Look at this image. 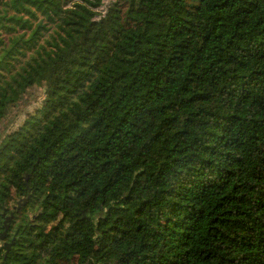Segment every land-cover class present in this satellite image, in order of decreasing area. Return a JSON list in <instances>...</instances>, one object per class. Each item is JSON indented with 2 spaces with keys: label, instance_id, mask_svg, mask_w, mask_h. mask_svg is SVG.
Instances as JSON below:
<instances>
[{
  "label": "trees",
  "instance_id": "obj_1",
  "mask_svg": "<svg viewBox=\"0 0 264 264\" xmlns=\"http://www.w3.org/2000/svg\"><path fill=\"white\" fill-rule=\"evenodd\" d=\"M10 216L0 264H264V0H0Z\"/></svg>",
  "mask_w": 264,
  "mask_h": 264
},
{
  "label": "rangeland",
  "instance_id": "obj_2",
  "mask_svg": "<svg viewBox=\"0 0 264 264\" xmlns=\"http://www.w3.org/2000/svg\"><path fill=\"white\" fill-rule=\"evenodd\" d=\"M42 98L41 91L40 90H35L33 93V98L29 102V105L36 106L39 104L40 99Z\"/></svg>",
  "mask_w": 264,
  "mask_h": 264
},
{
  "label": "water",
  "instance_id": "obj_3",
  "mask_svg": "<svg viewBox=\"0 0 264 264\" xmlns=\"http://www.w3.org/2000/svg\"><path fill=\"white\" fill-rule=\"evenodd\" d=\"M23 203H24V201H23ZM20 206H21V203L18 202L17 203V208H19ZM11 217L12 216H10L9 218H6L5 221H4L5 226H4V231H3V233H2V235L0 237L1 239H3L4 235L6 234V230L8 228V225H6V224L10 221ZM5 246H6V248H8V245L7 244Z\"/></svg>",
  "mask_w": 264,
  "mask_h": 264
}]
</instances>
